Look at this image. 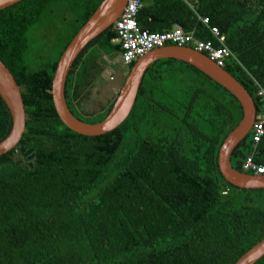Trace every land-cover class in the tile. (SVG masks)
<instances>
[{
    "label": "trees",
    "instance_id": "obj_1",
    "mask_svg": "<svg viewBox=\"0 0 264 264\" xmlns=\"http://www.w3.org/2000/svg\"><path fill=\"white\" fill-rule=\"evenodd\" d=\"M102 1L22 0L0 11V60L21 87L26 114L20 142L0 156V264H234L264 239V188L232 186L219 172V148L242 118L226 89L161 59L113 131L88 137L60 121L51 95L58 59ZM189 1L142 0L138 24L162 32L179 23L228 48L223 68L264 114L256 85L264 88V0ZM116 39L111 26L69 70L65 101L84 123L102 121L116 99L84 114L90 121L79 117L104 69L98 60L121 56ZM11 126L0 97V142ZM251 154L264 164V136L255 144L250 132L232 151V168L243 172Z\"/></svg>",
    "mask_w": 264,
    "mask_h": 264
},
{
    "label": "water",
    "instance_id": "obj_2",
    "mask_svg": "<svg viewBox=\"0 0 264 264\" xmlns=\"http://www.w3.org/2000/svg\"><path fill=\"white\" fill-rule=\"evenodd\" d=\"M20 1L22 0H0V11ZM125 3L126 0H103L59 57L52 79L51 95L60 121L69 130L88 137L100 136L113 131L130 114L147 68L161 59L178 60L195 67L226 89L236 98L242 108L240 122L227 135L218 151L217 165L221 176L230 185L241 189L264 188V176L235 171L230 163L232 151L250 133L255 120L256 110L252 98L231 75L192 48L167 46L155 49L138 59L127 74L109 113L102 121L87 124L69 112L64 91L66 78L74 60L94 38L118 19ZM0 97L7 106L12 119L8 136L0 142V156H2L13 150L20 142L25 131L26 114L19 87L1 60ZM263 256L264 239L248 250L234 264H255Z\"/></svg>",
    "mask_w": 264,
    "mask_h": 264
},
{
    "label": "built area",
    "instance_id": "obj_3",
    "mask_svg": "<svg viewBox=\"0 0 264 264\" xmlns=\"http://www.w3.org/2000/svg\"><path fill=\"white\" fill-rule=\"evenodd\" d=\"M141 7V0H127L120 21L115 27L118 34L117 42L121 44L123 50L122 59L124 63L129 64L152 48L162 46L169 41L179 46L191 41L192 38L178 26H175L174 30L164 33H150L149 31L141 30L135 20ZM203 23H207V20L203 19ZM211 31L219 42L223 41L216 28H212ZM197 48L200 51L209 53L210 58L215 60L218 65H222L223 58L228 56L226 49H214L211 42H200L197 44ZM256 85L259 86L258 83ZM258 96L264 100V89L261 87H259ZM251 136L255 144L264 136V115H259L255 119L251 129ZM242 168L244 171L252 172L255 175H264V164H257L252 154L245 158Z\"/></svg>",
    "mask_w": 264,
    "mask_h": 264
},
{
    "label": "rangeland",
    "instance_id": "obj_4",
    "mask_svg": "<svg viewBox=\"0 0 264 264\" xmlns=\"http://www.w3.org/2000/svg\"><path fill=\"white\" fill-rule=\"evenodd\" d=\"M43 33L40 31L38 33V38L40 39L43 35ZM49 35V43H53L54 38H55V32L51 29L48 33ZM53 52H47L46 58L54 57ZM98 63L103 66V63L105 65L103 71L100 73L102 77L99 78V82L94 83V87L91 90V95L89 97L88 101H84V105L81 111L83 114H80V118L85 120V121H90L91 118L84 115L88 112L94 111L97 109V104L103 103L106 100H111L112 99V91L115 87H119L121 84V80L124 82L127 74H128V67L127 65H124L122 62L121 57L118 55H113L111 57H106V56H101V58L98 60ZM123 66L122 67V64ZM107 66V67H106ZM125 74V75H124ZM122 82V84H123ZM121 84V87H122ZM120 87V88H121ZM258 89L261 87L260 85L257 86ZM262 88V87H261ZM120 90V89H119ZM119 92V91H118ZM118 94V93H117ZM254 123V122H253ZM243 170V168H242ZM243 173L250 174V175H255L252 172H246L243 170ZM256 176H264V175H256ZM225 194V192L223 193ZM260 242V241H259ZM258 242V243H259Z\"/></svg>",
    "mask_w": 264,
    "mask_h": 264
},
{
    "label": "bare ground",
    "instance_id": "obj_5",
    "mask_svg": "<svg viewBox=\"0 0 264 264\" xmlns=\"http://www.w3.org/2000/svg\"><path fill=\"white\" fill-rule=\"evenodd\" d=\"M126 4H127V0H126V3H125V6H124V8L126 7ZM141 4H142V0H141ZM142 6H143V4H142ZM124 8H123V10H122V12H121V14H120V16L118 17V19L111 25V26H114V30H115V32H116V34H117V31H116V24L120 21V18H121V16H122V13H123V11H124ZM142 8V7H141ZM140 8V9H141ZM140 11V10H139ZM139 13V12H138ZM138 13H137V15H136V18H135V20H136V22H137V25H138V27L140 28V26H139V24H138V21H137V17H138ZM203 19H206L207 20V23H203ZM199 20L205 25V26H209V18H204V17H199ZM110 26V27H111ZM176 26H178V27H180L181 29H182V31L185 33V34H187V35H189L192 39H191V41L189 42V43H187V44H184V45H177V44H175V43H172V42H166V43H164L162 46H158V47H154V48H152L151 50H149L148 52H146L144 55H146L147 53H149V52H151V51H153V50H155V49H158V48H163V47H167V46H169V45H172V46H176V47H189V48H192L193 50H195V51H197V52H199V53H201V54H203V55H205L207 58H209L212 62H214L215 63V65L216 66H218L219 68H221V69H223V70H225L223 67H224V65H225V58L226 57H228V56H230V54H231V52L229 51V49L228 48H225L224 47V49H226L227 51H228V56H226L225 58H223V64L222 65H218L217 64V62L215 61V60H212L211 58H210V55H209V53H207L206 51H200V50H198V48H197V44L198 43H200V42H202V43H207V42H211L212 43V45H213V48L214 49H223V48H218V47H216L215 46V44H214V42L213 41H201V40H198V39H196V37H195V34H194V32H187L186 30H184V28L182 27V26H180V25H176ZM108 29V28H107ZM141 29V28H140ZM212 29V28H211ZM217 29V28H216ZM141 30H143V29H141ZM172 30H174V29H172ZM172 30H170V31H172ZM218 30V29H217ZM147 31V30H146ZM104 32V31H103ZM150 32V31H149ZM165 32H167V31H165ZM212 32V31H211ZM150 33H164V32H150ZM218 33H219V36H221L220 35V31L218 30ZM100 35V34H99ZM213 37H215L214 35H213ZM117 39H118V34H117ZM117 41V40H116ZM120 44V43H119ZM120 46H121V44H120ZM87 47V46H86ZM85 47V48H86ZM84 48V49H85ZM83 49V50H84ZM82 50V51H83ZM121 50H122V48H121ZM122 53H123V50H122ZM122 53H121V59H122ZM144 55H142V56H140V57H138L137 59H135V60H133V61H131V63H133V62H136L138 59H140L141 57H143ZM78 57V56H77ZM76 57V58H77ZM75 61V60H74ZM122 61H123V59H122ZM2 62V61H1ZM124 63V62H123ZM131 63H129V64H131ZM124 64H126V63H124ZM128 65V64H127ZM6 67V66H5ZM9 71V70H8ZM9 73L11 74V72L9 71ZM69 73V72H68ZM229 74V73H228ZM230 75V74H229ZM11 76L13 77V75L11 74ZM13 79H14V77H13ZM143 79V78H142ZM235 79V78H234ZM236 80V79H235ZM14 81H15V79H14ZM237 81V80H236ZM238 82V81H237ZM15 83H16V85L19 87V90H20V93H21V87L17 84V82L15 81ZM239 83V82H238ZM66 84V83H65ZM240 84V83H239ZM241 85V84H240ZM242 86V85H241ZM243 87V86H242ZM244 88V87H243ZM139 90V89H138ZM246 91V90H245ZM247 92V91H246ZM258 92H259V89H258ZM138 94V93H137ZM250 96V95H249ZM22 97V96H21ZM64 97H65V91H64ZM136 98H137V96H136ZM136 100V99H135ZM66 102V101H65ZM67 105V104H66ZM68 107V106H67ZM69 109V108H68ZM69 112L71 113V111L69 110ZM259 115H264L263 113H261V114H257L256 113V115H255V119L259 116ZM74 116V115H73ZM75 117V116H74ZM255 121V120H254Z\"/></svg>",
    "mask_w": 264,
    "mask_h": 264
},
{
    "label": "crops",
    "instance_id": "obj_6",
    "mask_svg": "<svg viewBox=\"0 0 264 264\" xmlns=\"http://www.w3.org/2000/svg\"><path fill=\"white\" fill-rule=\"evenodd\" d=\"M184 2L185 3H187L188 4V8H189V6H190V1L189 0H184ZM142 4H143V2H142ZM143 7V6H142ZM142 9V8H141ZM140 9V10H141ZM140 12V11H139ZM176 25H180V26H182L181 24H179V23H175V24H173L172 25V27L170 28V29H167V30H164V31H162V32H165V31H170V30H172V29H174L175 28V26ZM183 27V26H182ZM184 28V27H183ZM193 29V28H192ZM184 30H186V29H184ZM147 31H149V30H147ZM187 32H190V30H186ZM197 33V32H196ZM117 40V39H116ZM115 43H117V44H119L117 41H115ZM120 45V44H119ZM169 46H172V45H169ZM121 52H122V50H121ZM121 55V54H120ZM121 57V56H120ZM122 64V63H121ZM124 65H127V64H124ZM123 64H122V67L124 66ZM103 67H105V65H104V63H103ZM107 67V66H106ZM125 67V69H126V66H124ZM125 75V74H124ZM100 77H102L101 76V74H99V78ZM96 82H99L98 80L96 81ZM122 80H121V84H122ZM121 84H120V86L119 87H115L114 89H113V91H112V99L113 98H115V96L117 95V93H118V91H119V89H120V87H121ZM92 90V89H91ZM112 99L111 100H106V101H104L103 103H99V104H97V109L96 110H94V111H91V112H94V113H100V112H102V110H103V107L105 106V105H107L109 102H111L112 101ZM84 105V104H83ZM83 105H82V107H83ZM83 108H81V110H82Z\"/></svg>",
    "mask_w": 264,
    "mask_h": 264
},
{
    "label": "clouds",
    "instance_id": "obj_7",
    "mask_svg": "<svg viewBox=\"0 0 264 264\" xmlns=\"http://www.w3.org/2000/svg\"><path fill=\"white\" fill-rule=\"evenodd\" d=\"M264 89V88H263ZM259 97V96H258ZM260 98V97H259ZM260 99H262V98H260ZM252 129V128H251ZM250 132H251V130H250Z\"/></svg>",
    "mask_w": 264,
    "mask_h": 264
}]
</instances>
